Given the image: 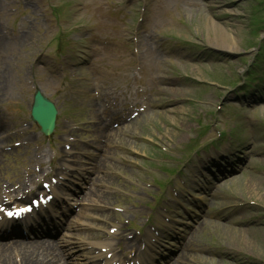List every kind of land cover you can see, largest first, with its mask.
<instances>
[{
  "label": "rangeland",
  "instance_id": "rangeland-1",
  "mask_svg": "<svg viewBox=\"0 0 264 264\" xmlns=\"http://www.w3.org/2000/svg\"><path fill=\"white\" fill-rule=\"evenodd\" d=\"M14 1L0 0V76L4 78L0 86V101H8L4 105L5 110H2L3 115H0V120L8 123V129L4 132L6 137L0 141V184L4 183L7 174H14L17 170L26 179L55 177L48 149L44 145L39 147L34 144L25 104L35 83L47 94L53 93L55 101L62 100L68 96L67 92L78 88L73 83L66 86L59 77L61 69L58 67L55 70L53 62L66 61L69 66L71 61L67 59L70 56L68 54L61 58L54 54L53 33L50 34L49 23L44 19L49 18V14L44 12L40 0H17L20 9L28 8L34 13L30 18L33 19L32 26L25 22L21 29L16 27L19 18L14 15L15 29H5L8 22L11 25L6 9ZM31 1L34 8L29 5ZM207 1V9L199 10L197 6H201L202 0H173L179 7L178 16H181L183 25L165 32L164 36L187 41L191 47L204 49L207 55L220 54L215 55L220 60H207L203 54L196 56L194 50L187 47L177 51V57L158 51L151 30H157L164 11L172 10L167 0L163 12L153 7L148 14L154 26L146 21L138 29L125 25L126 31H122L120 24L115 23V84L110 86L114 99L108 98V107L121 116L119 109L125 108V100L133 91L123 66L129 67L132 59L138 66L137 72L143 73L147 81L153 80L156 71L161 74L159 77L166 83V94L156 102L151 111L153 114L148 119L130 120L125 115L122 125L127 126H123L115 135V147L108 141L107 152L114 155L115 169L112 171L111 165L100 167L101 176L84 199L89 206L85 212H81L79 219L85 218V230L77 240L94 242L98 237L93 235L92 230L108 232L115 228V234L121 236L124 243L136 247L133 249L136 253L137 245L145 234L148 243L156 241L146 226L160 223L167 231V234L163 232L166 235L164 242H168L164 245L171 251L170 258L178 254L179 247L180 251L185 249L178 264H264V94L253 92L247 96L242 93L237 95L219 88L223 83L226 85L238 80L236 71H247L249 54L240 50L241 44L248 40L253 41L254 45L264 37L263 33H249L248 13L254 7V11L262 17L264 0ZM165 14L169 17L170 13ZM262 19L256 21L257 26H261ZM24 20L29 18H23V23ZM99 31L97 37L113 36ZM223 34L234 41L229 47L222 41ZM126 37L131 39V44L124 40ZM71 40L77 41L76 37H71ZM65 45L63 52H67ZM242 48L245 50L246 47ZM76 49L83 50L79 47ZM77 54V57H72V62L78 64L77 68L84 67L80 63L84 55ZM224 56L234 61L226 62ZM226 65L235 75L234 72L229 73ZM14 67L15 74L12 72ZM134 74L130 73L129 78ZM100 84L104 89L107 87L105 82ZM148 87L155 88L154 85ZM202 115L207 116L201 125L204 131L216 121V115L220 117L219 128L223 133L226 134L225 129H236L219 140L220 152L211 149L209 155L213 160L219 159L216 161L233 175L223 181L221 175L214 176L207 157L200 159L198 164L191 161L188 172H185L186 168L183 169L186 183L190 185L194 180L198 182L197 185L187 186L183 180V185L187 186L183 188L175 177L173 188L162 191L157 185L158 181L166 179L168 184H172L171 173L165 174V171L171 172L177 165L170 162L163 166L162 161L155 159L170 157L176 161L185 147V157H192L202 147L192 143L197 134L203 136L204 143L218 139L212 131L198 133L194 122ZM87 129L91 131V128ZM68 138V143L61 146L64 149L67 145L71 156H58L55 168L63 170L77 161V171L82 167L79 162L83 155L87 151L93 154L89 150L92 147L86 149L81 146L83 141L78 138L77 132ZM80 152L82 154L77 155ZM110 155L105 158L106 163ZM163 212L167 215V223L162 222L160 217ZM145 220L148 222L145 223ZM157 230L152 226L154 234ZM135 231L144 233L137 235ZM168 234L174 238H169ZM9 260H14L13 256ZM167 260L162 264H166Z\"/></svg>",
  "mask_w": 264,
  "mask_h": 264
},
{
  "label": "bare ground",
  "instance_id": "bare-ground-1",
  "mask_svg": "<svg viewBox=\"0 0 264 264\" xmlns=\"http://www.w3.org/2000/svg\"><path fill=\"white\" fill-rule=\"evenodd\" d=\"M223 42L226 47H229L230 43L232 44L234 41L231 38H226L225 34H223ZM226 39V40H224ZM11 246V245H10ZM47 246L37 245V246H11V247H0V264H15V262H11L9 260L10 252L16 251L18 254L19 262L17 264H49L55 256L59 255V252L50 251ZM35 261H34V259ZM38 259V260H37ZM34 261V262H33Z\"/></svg>",
  "mask_w": 264,
  "mask_h": 264
},
{
  "label": "snow or ice",
  "instance_id": "snow-or-ice-1",
  "mask_svg": "<svg viewBox=\"0 0 264 264\" xmlns=\"http://www.w3.org/2000/svg\"><path fill=\"white\" fill-rule=\"evenodd\" d=\"M8 215H9V216H11L12 214H11V213H9Z\"/></svg>",
  "mask_w": 264,
  "mask_h": 264
}]
</instances>
